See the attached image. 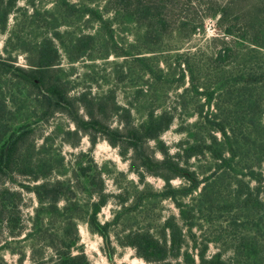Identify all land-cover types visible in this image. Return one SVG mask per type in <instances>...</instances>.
Listing matches in <instances>:
<instances>
[{"label": "trees", "instance_id": "trees-1", "mask_svg": "<svg viewBox=\"0 0 264 264\" xmlns=\"http://www.w3.org/2000/svg\"><path fill=\"white\" fill-rule=\"evenodd\" d=\"M18 1L0 0V34L7 31L0 49V174L13 176L10 169L18 153L25 161L14 162L18 173L45 181L20 182V190L0 187V231L7 227L12 237L28 240V254L18 252L17 264L27 255L29 264H92L80 242L82 222L104 239L107 255L114 237L150 264H264V0H184L183 5L206 12L179 22L174 18L177 0H26L24 7ZM228 11L238 15V28ZM206 16L217 17L222 25L221 38H211L215 46L208 56L200 48L189 52L192 60L182 62L159 55L175 48L169 47L175 32L180 40L204 29ZM101 23L109 24L107 33L83 30ZM71 26L76 29L67 30ZM117 30L129 32L132 40L124 42ZM15 54L24 55L26 66L15 64ZM110 55L145 65L146 86L137 92L143 95L146 114L138 125L131 123L133 106H120L114 89L98 95L90 94V87L73 93L76 85L66 78L74 74L79 58ZM62 57L69 63L66 68ZM126 61L119 63L125 76L132 72ZM91 71L95 73L94 67L80 77L83 83ZM15 87L22 90L20 100L33 95L27 102L34 106L11 129L12 122L4 121L18 107ZM171 91L176 99L166 108L163 101ZM108 109L124 121L121 128H111L99 117ZM54 112L68 115L73 127L62 132V139L72 146L83 135L95 143L93 129L113 146L125 142L131 153L128 170L138 181L117 171L122 180L113 176L115 191H108L106 177L113 172L86 154L72 168H64L60 156L53 162L31 161L26 136ZM184 116L195 118L179 124L185 138L171 152L161 135ZM69 135L75 140L70 142ZM119 154L124 159L125 152ZM51 172L63 178L50 182ZM147 175L160 178L161 187L155 188ZM176 178L181 182L174 184ZM23 190L37 201L28 224L21 216ZM110 201L117 206L110 209V219L101 220L99 213ZM163 201L171 202L176 212L163 214ZM221 227L232 236L224 240ZM211 244L217 250L208 254ZM0 264H7L2 257Z\"/></svg>", "mask_w": 264, "mask_h": 264}, {"label": "rangeland", "instance_id": "rangeland-1", "mask_svg": "<svg viewBox=\"0 0 264 264\" xmlns=\"http://www.w3.org/2000/svg\"><path fill=\"white\" fill-rule=\"evenodd\" d=\"M74 1L75 0H70ZM207 1V0H206ZM225 2L226 0H218ZM26 0H19L18 6L24 7L27 3ZM46 2V1H44ZM184 0H177L175 2L174 7V18L178 19V22L181 20H188L191 18L194 13H198L199 15L204 14L206 12L203 11V7L200 9H195L192 7V5H183ZM238 3V2H237ZM41 3H39L40 5ZM47 4H42L41 8L47 7ZM238 7V5H237ZM209 10V8H208ZM17 13L11 14L8 19V29L13 26V23L16 20ZM227 16H230L231 21L235 24V26L238 28V15L234 16L228 14ZM223 23V22H222ZM109 24L108 23H101V27L95 24H92V28H87L86 26H83L84 32L88 33H95L98 30L103 33H107L109 31ZM117 25L114 26V28ZM203 26L204 29H197L192 35L187 39H180L176 35V32L172 35L175 36V39H171L172 43L169 47H175L169 50H164L159 53L160 56L168 55V59L173 58H180L181 62L184 58H190L192 60L193 54H189V52H193L194 50L200 48V50L206 51V56H208L207 52L210 51L211 47H214L215 44L212 42L213 36H218L221 38V30L219 28H222V25H220L219 20H217V17H211L206 16L203 20ZM221 26V27H220ZM64 27H61L63 29ZM76 29L75 26L67 27V30H74ZM116 29H114L115 31ZM9 31V30H8ZM118 33H120L121 36H124L125 40L124 42H130L132 40V36L129 32L126 31L127 34L120 32L117 30ZM7 37V31L0 34V49H3V43ZM232 39L231 37H228L227 40ZM216 45H218V40L215 42ZM162 48H168V47H162ZM163 53V54H162ZM15 64H20L26 66V60L24 58V55L22 54H15ZM148 55V54H143ZM126 58V59H123ZM123 60H127L125 62V65L131 64L132 65V72L125 76L122 71L120 70L119 63ZM111 62H116L111 63ZM149 63L148 61H146ZM62 65L66 68L69 66V63L65 60L64 57H62ZM74 64L76 66V70L74 74L68 75L66 78L69 80V85L76 87L74 88L73 93H76V90H79L81 92L82 88H89L90 87V94L92 95H98L102 93H106L109 89H114L115 91V99L118 102L120 106H127L128 102H130L133 106V109L131 110L132 120L131 123L134 125L140 124L145 118V112L146 107L142 104L143 103V95L140 91L137 92L138 89H141L142 87L146 86V74L144 71V66L138 63H132L130 57H118L116 58L113 55H110L107 59L102 58H96L94 60H90L85 58L84 56L79 58L77 61H74ZM87 64H95L94 66L88 67ZM94 67V71H91V75L87 77L88 83H83L82 77L83 73L86 72L87 69L92 70ZM70 73V72H69ZM100 74H102V78L98 77ZM96 79V81H95ZM189 78L186 77V85L188 84L187 80ZM81 82V83H80ZM75 83V84H74ZM13 93L17 96V104L18 107L15 108V115L11 117L8 121H4V124H8L7 122H12L9 128L14 129L19 123L15 122L18 120V117L25 115L27 113L32 112L33 110V103L30 104L27 102L29 98L33 100V95L28 96L24 100H20L19 97L23 94L22 90L15 87V90H12ZM72 93V94H73ZM176 96L175 92L171 91L164 99L163 104L166 108L168 106H172L175 102ZM106 101V98L105 100ZM108 102V101H107ZM111 104V103H110ZM136 106L137 108H134ZM97 111V110H95ZM82 115L85 116L86 112L81 108L79 111ZM114 113H111V110L108 109V111L99 117H102L103 121L109 125L111 128L119 127L121 128L123 126V122L119 117H116L113 115ZM63 112H54L51 116L48 117L47 120L42 121L40 123H37L34 125L33 128L35 129V132L30 133L27 135L25 140L24 147L30 145L31 153L34 156H30L31 161H35L37 159L43 158L45 160H50V162L55 161V158L61 157L63 159L64 168H72L74 167V161L76 159L80 158L81 154H86L87 156H91L93 160L99 165L106 166L111 172H113L112 175L109 177H106V187L107 190L115 191V186L113 185L112 178L113 176H116L118 178V181L121 182V178H119L118 174L116 175L117 171H123L127 174L128 178L132 179L134 182L138 181L137 176L129 172L128 170V159L131 156L130 151H125L126 143L118 141V144L113 146L111 145L106 139H104V136L93 129V133L96 136L95 143H91L87 136H82L81 139L77 142L75 146L70 145V143L64 141L62 139V132L64 130H67L68 128H72L73 125L70 122L69 118L67 117ZM187 116H184L182 121L181 119H176L175 123L171 125L169 129H167L162 135L161 138L165 141L166 144L170 146V151L175 152L176 151V144L185 138V133L181 130H178L180 128L179 124H186L187 123ZM190 118V117H189ZM188 120H194L195 117H191ZM15 120V121H14ZM29 122H32L33 120H28ZM23 122V121H22ZM32 124V123H31ZM42 134V135H41ZM7 135H4L6 137ZM68 140L74 141L75 138L72 137V135H69ZM70 141V142H71ZM33 142V144H32ZM149 144L153 145L154 142L152 140L148 141ZM29 144V145H28ZM33 149V150H32ZM21 152L22 149L20 150ZM120 152H125L124 159L119 154ZM35 153V154H34ZM16 160L14 162H25L22 157L16 153L15 154ZM13 162V164H14ZM193 162V160H191ZM12 164V168L10 171H14L12 175H3L0 174V187L6 186L12 189L20 190L21 187L19 183H27L32 182L31 184H36L39 182L45 181L44 179H38L37 181H31L28 174H21L18 173V169L15 165ZM68 170V169H67ZM67 177H72V174L66 173ZM48 180L51 182L54 179H62L63 176L57 172H51L47 175ZM8 179H11V181ZM146 180L149 181L154 185L155 188H160L162 185V180L156 176L147 175ZM180 179H174L173 183L178 184L180 183ZM29 184V183H28ZM72 184L76 187V183L74 180L72 181ZM24 200L21 205V216L26 224L29 223V216L33 213L32 209L34 206L37 205L36 197L31 191H24ZM61 204V203H60ZM164 208H163V214H167L168 212H176V208L173 206V204L169 201H163ZM116 204L113 203V201H110L107 205L102 207L99 218L101 220H107L111 218V208H116ZM223 230V237L224 240L228 237L232 236V234H228L224 227H221ZM79 232H80V242L84 246V250L89 257L92 264H150L149 262L145 261L141 257L136 255L135 250L130 246H121L116 242L114 237H111L112 241L110 243V255H107L106 252H108V247L106 246V243L104 239L96 234L92 233L85 223L79 224ZM197 234H201L198 233ZM24 235L19 236L18 238H14L9 234V230L6 227L5 231H0V258L2 257L7 264H17V258H18V252L24 251L26 254H28V240H25L23 238ZM12 249V251H10ZM217 247L214 244H211L208 249V254H211L212 252L216 251ZM232 251L229 250L225 252V255H229ZM110 256V258L108 257ZM21 264H29L28 255L23 260Z\"/></svg>", "mask_w": 264, "mask_h": 264}]
</instances>
